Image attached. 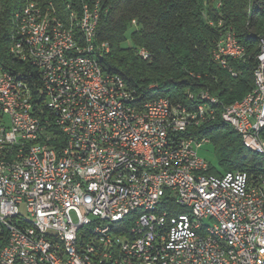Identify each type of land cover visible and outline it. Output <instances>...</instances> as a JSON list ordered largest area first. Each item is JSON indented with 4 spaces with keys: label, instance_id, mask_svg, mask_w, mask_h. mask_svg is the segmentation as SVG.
Masks as SVG:
<instances>
[{
    "label": "built area",
    "instance_id": "obj_1",
    "mask_svg": "<svg viewBox=\"0 0 264 264\" xmlns=\"http://www.w3.org/2000/svg\"><path fill=\"white\" fill-rule=\"evenodd\" d=\"M81 6L90 27L86 59H79L78 35L49 42L42 28L25 34V27L16 35V47L29 46L32 60L25 61L44 82L45 121L23 106L32 84L16 85L14 77L24 72L0 70V264H93L87 252L102 253L105 264H264L263 175L209 173L198 149L210 137L195 135L193 109H180L169 96L135 107L146 96L90 59V50L103 52L106 44L96 40L102 0ZM231 36L221 34L212 57L235 75L228 60L240 59L245 46L232 44ZM138 53L149 56L144 47ZM13 55L21 54L13 48ZM214 114L206 109L202 125ZM226 118L264 146V82L246 103L226 109ZM108 141L127 142L128 151L108 149ZM178 158H187V166L168 171ZM227 181L244 190V199L227 193ZM133 204L160 206V213L108 235L109 219L128 214ZM199 218H207V227L198 226ZM209 229L223 230L236 254L212 241Z\"/></svg>",
    "mask_w": 264,
    "mask_h": 264
},
{
    "label": "trees",
    "instance_id": "obj_2",
    "mask_svg": "<svg viewBox=\"0 0 264 264\" xmlns=\"http://www.w3.org/2000/svg\"><path fill=\"white\" fill-rule=\"evenodd\" d=\"M25 1L0 0V70L24 72L22 77L32 84L36 113L45 121L50 114L43 104L45 95L40 91L43 86L38 81L39 70L10 52L17 14ZM34 1L63 16L69 4L78 9L81 3ZM130 29L133 46L125 44ZM227 30H232L245 46L244 58L228 60L235 75L212 57L216 42ZM262 38L264 0H102L96 40L106 44L103 52L96 50L95 55L103 70L122 76L146 96L143 100L169 96L174 102L195 105L202 103V92L217 97L214 120L190 128L195 135L211 139L219 166L210 163L209 173L247 170L264 176V155L246 147L241 134L222 118L225 105L252 90ZM78 41L79 46L83 45V38ZM139 47L148 50L147 58L138 53Z\"/></svg>",
    "mask_w": 264,
    "mask_h": 264
},
{
    "label": "bare ground",
    "instance_id": "obj_3",
    "mask_svg": "<svg viewBox=\"0 0 264 264\" xmlns=\"http://www.w3.org/2000/svg\"><path fill=\"white\" fill-rule=\"evenodd\" d=\"M26 5L24 8L17 14V27L15 34L12 39L11 51L13 54V48H16V58L23 60H32V52H29V46L16 47V35L21 33V27H25V34H35V30L41 29V36H49V42H57L59 36H63V39H72L73 36L78 35L76 40V49L79 51V59H86V50L84 47L89 46L90 39V27L86 26L87 19V10H82L81 4L84 3V0H81V3L78 6V9L71 4L67 7V14L65 16L58 14V12L51 8L50 6L43 7L39 6L38 3L34 0H26ZM31 7V9H30ZM53 7V6H52ZM39 16V21L35 19ZM15 22V23H16ZM59 23V25H57ZM51 25H55L54 31H51ZM15 28V27H14ZM231 31V43L239 44V41L236 37V34ZM14 33V32H13ZM79 37L83 38V45L79 46ZM96 50H90V59H94L95 62H98L97 56L95 55ZM263 54H264V38L260 40V50L257 53L256 57L258 59V66L255 69L254 75V86L243 98L236 100L235 102L225 105L222 110V118L225 122L232 125L237 132H239L243 138V142L246 147L252 149L255 152L264 155V146L258 145L252 142L251 139L247 138L245 132L242 131V128H238L235 123H230V120L226 118V109H233V105L246 103L250 98H253L256 91L260 88V81L264 82V63H263ZM37 55L40 57H49V50H44V48H37ZM245 49H242L240 53V59L244 58ZM263 63V64H262ZM262 64V65H261ZM261 67V73L258 75V71ZM23 75H18L14 77V84L16 85H28L29 82L27 79L22 77ZM114 78L119 83H126L122 76L114 74ZM44 90V82H41ZM193 97V96H192ZM160 98V97H159ZM159 98H153L149 100H143L142 98H137L135 100V107H142L146 105V101H155ZM218 99L214 95L209 94L208 92L202 94V103L193 104H183L177 103L180 109H193V114L191 117V127L202 126L204 121V116L206 115V109L209 112H214V118L217 113ZM23 106H28L29 111H36L35 104L33 102V93L24 92ZM264 130V123H263ZM108 149H116V151H128L127 142H118V141H108ZM187 166V158H178L176 164H168V171H176V167ZM264 179V176H263ZM227 193L234 194L236 199H244V190L239 189L235 181H227ZM160 213V206H147V204H133V206L128 210V214H121V216L113 217L109 219L108 222V235H115L117 233V228H125L129 224V220H136L139 216H146L150 214ZM173 219H181L180 211H172ZM199 227H207V218L198 219ZM31 229H40L39 221H30ZM209 238L212 241H215L222 248H227L228 254H236V245L234 241L227 240V236L223 230L219 229H209ZM191 237L183 236V245H190ZM165 258H173V251H165ZM87 259L93 264H105V260L102 253L99 252H87Z\"/></svg>",
    "mask_w": 264,
    "mask_h": 264
},
{
    "label": "rangeland",
    "instance_id": "obj_4",
    "mask_svg": "<svg viewBox=\"0 0 264 264\" xmlns=\"http://www.w3.org/2000/svg\"><path fill=\"white\" fill-rule=\"evenodd\" d=\"M132 32H133V29H130L126 34L127 40H126L125 44L127 46H133L134 45V42L132 39ZM254 79H255V75H254ZM204 93H206V92H202V94H204ZM198 152H199L200 156L204 157L209 163H211L212 165H215V166H219V161L215 155L214 147H213V144L211 142L210 143H204L198 149Z\"/></svg>",
    "mask_w": 264,
    "mask_h": 264
}]
</instances>
